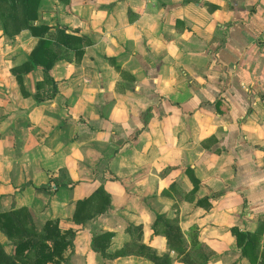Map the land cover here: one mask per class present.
<instances>
[{
	"label": "crops",
	"instance_id": "crops-1",
	"mask_svg": "<svg viewBox=\"0 0 264 264\" xmlns=\"http://www.w3.org/2000/svg\"><path fill=\"white\" fill-rule=\"evenodd\" d=\"M34 23L91 42L54 63L57 91L38 101L42 70L24 75L27 96L10 71L38 38L0 28V212L72 229L57 264H154L142 245L188 264L157 215L176 222L191 264H252L231 228L264 221V0H40ZM60 169L63 184L40 188ZM97 187L109 204L93 199L75 222Z\"/></svg>",
	"mask_w": 264,
	"mask_h": 264
},
{
	"label": "trees",
	"instance_id": "trees-1",
	"mask_svg": "<svg viewBox=\"0 0 264 264\" xmlns=\"http://www.w3.org/2000/svg\"><path fill=\"white\" fill-rule=\"evenodd\" d=\"M68 2L69 0H60ZM40 0H0V28L5 35L13 36L23 29H28L31 35L38 39L30 50L27 58L11 67L10 71L19 85L23 96L28 92L24 86V75L28 72L40 69L43 78L36 81V100L52 97L57 91L56 82L50 76L49 70L54 63L60 59L79 60L84 47L90 44V40L84 35H78L69 31L66 27H55L54 33H50V27L46 24H35L37 19V8ZM260 45H264L259 41ZM47 84V91L40 93V89ZM185 172L195 181L192 191L197 187V180L192 174V169L185 168ZM65 174L63 169L59 170L58 177L50 178L48 184L40 188H58L63 184L61 175ZM52 184V185H51ZM95 199L101 203L95 211L102 212L109 204V197L101 187L86 198L76 202V208L73 214V220L79 222L89 216H81L92 200ZM204 198L198 199L202 203ZM155 224H161L165 236L168 240L169 248H174L180 257L186 263L191 262L186 257V252L182 247V233L175 221L165 218L163 215H157ZM264 231V221L259 220L257 228L253 232L240 230L239 227L231 228L232 234L236 238L237 246L240 247L243 256L248 258L252 264H264V254L260 251V242ZM0 233L11 245V252L5 249V244L0 242V264H57L63 260L64 252L68 248H73L72 239L74 232L72 229L62 230L58 219H48L38 229L32 217L25 207L0 212ZM111 233L104 232L92 238V246H98L100 241H104L101 248L108 245ZM264 246V242H263ZM140 251L145 253L154 264H170V257L166 255L159 256L151 248L142 245ZM125 251L119 250L115 254H121Z\"/></svg>",
	"mask_w": 264,
	"mask_h": 264
},
{
	"label": "rangeland",
	"instance_id": "rangeland-1",
	"mask_svg": "<svg viewBox=\"0 0 264 264\" xmlns=\"http://www.w3.org/2000/svg\"><path fill=\"white\" fill-rule=\"evenodd\" d=\"M2 234L0 233V242H2L1 241V239H2ZM4 241H3V243L5 244V248L7 249V250H10L11 249V245H10V243L4 238L3 239Z\"/></svg>",
	"mask_w": 264,
	"mask_h": 264
}]
</instances>
